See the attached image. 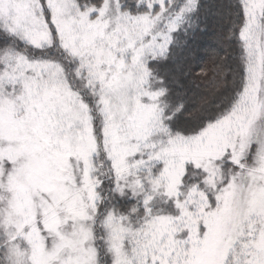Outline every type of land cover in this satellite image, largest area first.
Here are the masks:
<instances>
[{"label":"snow or ice","instance_id":"obj_1","mask_svg":"<svg viewBox=\"0 0 264 264\" xmlns=\"http://www.w3.org/2000/svg\"><path fill=\"white\" fill-rule=\"evenodd\" d=\"M209 8L0 0V264H264V0L196 62Z\"/></svg>","mask_w":264,"mask_h":264},{"label":"trees","instance_id":"obj_2","mask_svg":"<svg viewBox=\"0 0 264 264\" xmlns=\"http://www.w3.org/2000/svg\"><path fill=\"white\" fill-rule=\"evenodd\" d=\"M205 2L210 5V8L206 9L204 23L200 25V30L195 31L188 38L187 46L196 53V62L207 63L210 55L218 54L223 56L226 54L220 50L216 40V33L219 31L216 9L218 5L226 3L227 0H205ZM183 56L184 52L178 51L177 59L179 61L182 62ZM163 70L165 72H172L174 70V66H168ZM186 83L189 88L194 87L191 80H188Z\"/></svg>","mask_w":264,"mask_h":264}]
</instances>
